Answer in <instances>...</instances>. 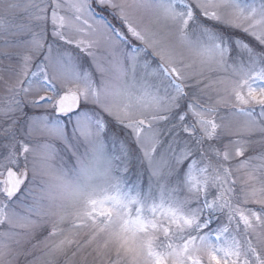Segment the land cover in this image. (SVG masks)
Here are the masks:
<instances>
[{
  "label": "snow or ice",
  "instance_id": "1",
  "mask_svg": "<svg viewBox=\"0 0 264 264\" xmlns=\"http://www.w3.org/2000/svg\"><path fill=\"white\" fill-rule=\"evenodd\" d=\"M22 257L264 264V0H0V264Z\"/></svg>",
  "mask_w": 264,
  "mask_h": 264
},
{
  "label": "rangeland",
  "instance_id": "2",
  "mask_svg": "<svg viewBox=\"0 0 264 264\" xmlns=\"http://www.w3.org/2000/svg\"><path fill=\"white\" fill-rule=\"evenodd\" d=\"M44 234H46V233H44ZM44 234H38V238L42 239ZM21 260H22V264H23V257L21 258Z\"/></svg>",
  "mask_w": 264,
  "mask_h": 264
}]
</instances>
